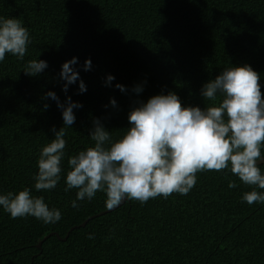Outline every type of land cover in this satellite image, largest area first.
<instances>
[{
	"label": "trees",
	"instance_id": "16d2710c",
	"mask_svg": "<svg viewBox=\"0 0 264 264\" xmlns=\"http://www.w3.org/2000/svg\"><path fill=\"white\" fill-rule=\"evenodd\" d=\"M0 16L22 20L31 39L23 60L6 54L0 63V194L27 187L62 214L44 224L12 219L0 208V264H264V204L242 202L252 187L228 169L197 172L186 195L126 200L66 239L71 227L107 209L105 194L73 208L77 190L65 192L63 179L49 191H36L33 180L40 149L63 124L55 102L41 100L47 91L82 105L66 128L65 172L69 156L94 145L93 118L118 140L130 109L153 95L171 91L182 107L212 106L199 90L226 68L249 65L260 75L264 99V0H0ZM72 57L82 94L78 84L61 91L60 66ZM33 59L48 68L28 77L22 69ZM108 74L114 80L105 86ZM136 84L139 94L131 91ZM257 166L264 173V163ZM229 181L237 186L230 189Z\"/></svg>",
	"mask_w": 264,
	"mask_h": 264
},
{
	"label": "clouds",
	"instance_id": "9594fccd",
	"mask_svg": "<svg viewBox=\"0 0 264 264\" xmlns=\"http://www.w3.org/2000/svg\"><path fill=\"white\" fill-rule=\"evenodd\" d=\"M31 44L29 32L18 18L0 16V63L6 54L23 60ZM78 58L63 62L58 73L61 91L78 84L80 94L86 86L75 65ZM48 68L47 61L33 59L23 66L28 77H36ZM91 69L86 59L83 70ZM114 77L108 74L105 86ZM260 75L249 65L224 69L214 79L202 84L199 93L212 106H183L180 98L169 91L146 101H137L127 114L129 127L118 140H113L99 118H93L89 137L94 145L67 159L68 170L62 168L65 158L66 128L75 123L74 109L82 105L65 96L63 102L54 91H47L41 100H52L61 112L62 126L51 129L53 138L42 146L33 176L36 191H49L64 180L67 192L76 189L71 207L78 201L92 200L97 192L105 194V207L114 209L122 201L167 198L172 193L186 195L196 184V173L228 169L252 190L243 193L242 202L264 204V173L257 161L264 159V99ZM115 87L125 92V86ZM139 94L140 84L131 89ZM115 108L117 102L110 98ZM49 105L44 103L43 110ZM234 181L228 187L235 188ZM0 208L12 219L34 217L44 224H55L61 218L59 209L49 208L42 196H33L31 189L0 194ZM89 239L94 238L92 234Z\"/></svg>",
	"mask_w": 264,
	"mask_h": 264
},
{
	"label": "water",
	"instance_id": "95a60500",
	"mask_svg": "<svg viewBox=\"0 0 264 264\" xmlns=\"http://www.w3.org/2000/svg\"><path fill=\"white\" fill-rule=\"evenodd\" d=\"M261 163H264V159H262V160H260V161H257V164H261ZM123 203H124V202L122 201L121 204H123ZM121 204H120V205H121ZM120 205H119V206H120ZM116 208H117V207H116ZM116 208H114V209H116ZM114 209H111V210H110V209H106V210H103V211L98 212L97 214H94V215H92V216H89L88 218H86V219H85L82 223H80L79 225H76V226L71 227V228L69 229V231L66 233L65 237L62 238V239H66V238L68 237L70 231H71L72 229H74L75 227L84 226V225L86 224V222H87L89 219H91V218H93V217H96V216H98V215H102V214H104V213L110 212V211H112V210H114ZM50 235H52V233H50V234L44 236V237L41 239V241L38 242L37 246L40 247L42 241L45 240V239H46L48 236H50ZM56 235H58V234H56Z\"/></svg>",
	"mask_w": 264,
	"mask_h": 264
}]
</instances>
